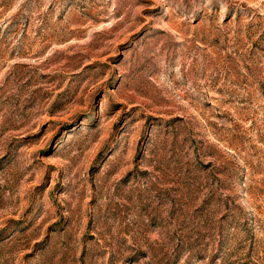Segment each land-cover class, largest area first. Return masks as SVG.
Listing matches in <instances>:
<instances>
[{
	"label": "rangeland",
	"instance_id": "1",
	"mask_svg": "<svg viewBox=\"0 0 264 264\" xmlns=\"http://www.w3.org/2000/svg\"><path fill=\"white\" fill-rule=\"evenodd\" d=\"M0 264H264V0H0Z\"/></svg>",
	"mask_w": 264,
	"mask_h": 264
}]
</instances>
